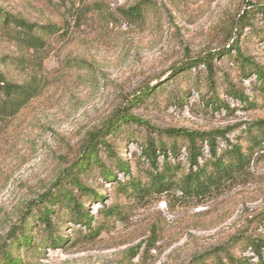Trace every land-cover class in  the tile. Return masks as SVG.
Listing matches in <instances>:
<instances>
[{"label":"rangeland","instance_id":"1","mask_svg":"<svg viewBox=\"0 0 264 264\" xmlns=\"http://www.w3.org/2000/svg\"><path fill=\"white\" fill-rule=\"evenodd\" d=\"M264 0H0V9L37 25L60 28L29 64L38 67L36 97L15 117L0 121V252L10 249L9 233L28 226L35 237L33 249L21 251L25 264H195L197 258H223L231 252L255 263V252L244 247L248 240L264 241V139L254 147L250 164L241 177L206 198L192 199L176 192L147 198L122 197L117 183L150 170L143 157L144 139L164 141L162 131L186 129L225 131L233 143L244 129L264 120V100L253 74H238L230 56H213L211 75L200 65L175 76L183 62L219 54L234 42L249 61L264 68V36L244 29L230 40L231 21L245 15L249 6ZM139 4L142 16L121 11ZM254 32H264V14L252 21ZM19 53L0 26V58ZM17 81L27 69L10 70ZM214 94L226 108L205 105ZM232 84L253 107H245L226 90ZM160 88L128 114L146 124L124 127L112 140V149L128 165L127 174L115 170L107 154L100 160L113 170L114 181H104L97 171L83 178L84 186L101 193V200L77 199L92 216L89 231L69 221L66 211L54 208L52 223L63 226L67 239L58 248L43 243L36 222L43 199L63 180L75 161L80 142L126 100L145 86ZM219 148L224 141L216 139ZM206 153V144H203ZM156 165H186L183 148L174 157L157 154ZM115 201L120 213L106 218L104 211ZM64 223V224H62ZM197 263V262H196Z\"/></svg>","mask_w":264,"mask_h":264},{"label":"trees","instance_id":"2","mask_svg":"<svg viewBox=\"0 0 264 264\" xmlns=\"http://www.w3.org/2000/svg\"><path fill=\"white\" fill-rule=\"evenodd\" d=\"M139 4L122 10L127 16H142ZM264 14V4L259 3L249 6L238 19L231 21V30L228 33L229 42L235 40V34L248 28L253 31L255 37L264 36V32L255 31L252 21L256 15ZM0 26L3 34L10 38L18 48L19 53L14 56H3L0 58V121L15 117L24 107H26L37 95L39 84V73L37 68H42L41 58L35 59L36 67L29 64L34 58L33 53H38L47 42L60 31L55 24L37 25L30 23L18 15H12L0 9ZM234 52L233 59L238 65V74L247 77L254 75L259 83V91L264 100V68L255 64L245 57L239 45L232 42L229 47L223 46L219 54H207L191 59L189 62L181 63L175 76L200 65H206L209 76L211 75V59L213 56H230V51ZM23 71L27 69L26 79L17 81L10 75V70ZM212 96L207 97L205 105L218 111L226 108L216 95L214 79H209ZM160 88L149 87L148 85L140 89L131 98L117 108L103 124L86 134L80 142L75 161L66 170L63 180L58 181L54 190L48 191L43 199V208L36 217V222L41 225L43 231V243L36 246L41 251L45 247L58 248L66 243L67 239L62 237L61 227L52 223V215L56 207H61L66 211L69 221L75 225L85 227L91 236L98 235L101 228L92 227L93 218L87 212V208L76 197L73 189L85 196V202L90 200H101L103 195L87 189L83 184V178L88 177L92 172L97 171L104 181H114L116 176L113 170L100 160L99 151H104L111 160L115 170L127 174L128 165L123 157L117 156L112 149V140L119 138L124 127L132 124H146L140 119L129 115L128 110L134 106L144 103L151 95ZM226 93L239 101L245 107H253L255 103L248 102V98L243 95L235 86L229 84ZM165 138L159 143L151 139H144L141 145L143 157L146 159L150 170H145L144 175L130 177L123 184L117 183V191L122 197L147 198L154 194L160 195L168 192H176L192 198L202 199L219 191L227 184L232 183L237 177L245 174L254 151V147L259 145L264 139V120H256L248 124L244 129V136L238 137L233 143L225 138V131L211 130L207 132L189 131L186 129H169L162 131ZM224 141L225 146L219 148L216 139ZM207 150L204 153L203 144ZM185 151L186 165L164 162L160 167L156 165L157 154L163 157L170 152L171 156H176L179 150ZM118 203L115 201L104 211V216L110 218L120 213ZM23 224L13 227L9 233L11 245L9 250L0 252V264H25L21 257V251L33 249L35 247V237L28 226ZM64 224V223H62ZM244 247L251 248L257 257L255 263H250L244 257L236 253L225 252L223 258L213 257L210 264H264V241L248 240ZM209 258H197L195 264H208ZM197 262V263H196Z\"/></svg>","mask_w":264,"mask_h":264}]
</instances>
